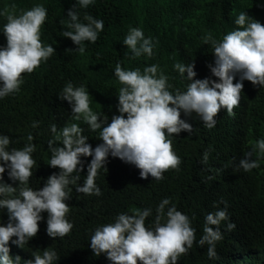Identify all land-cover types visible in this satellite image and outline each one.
Here are the masks:
<instances>
[{
	"label": "trees",
	"instance_id": "1",
	"mask_svg": "<svg viewBox=\"0 0 264 264\" xmlns=\"http://www.w3.org/2000/svg\"><path fill=\"white\" fill-rule=\"evenodd\" d=\"M38 3L48 9L41 40L52 44L56 52L33 72L23 74L19 92L0 98V133L11 138L10 147L22 148L29 143L28 134L34 136L33 156L38 167L33 169L29 180L34 189L43 187L47 177L59 171L58 166L48 164L53 155L48 142L57 134L51 131L52 124L59 132L66 123H79L89 137V144L95 147L102 142L100 130H91L83 117L76 121L69 102L58 97L67 82L86 85L92 95L90 106L106 114L111 122L112 116L119 114L118 94L122 85L114 71L118 61L125 68L141 70L158 64L168 75L172 90L183 91L189 81L174 68L177 61L194 63V79L208 76L219 79L208 66L214 64V54L205 37L210 34L220 40L240 27L234 20L241 11L264 22V0H95L86 9L77 5L76 10L82 20L87 12L103 19L105 26L98 40L86 41V51L80 53L71 38L63 36L69 30L67 11L77 0H0V45L6 44L2 30L7 16L19 15ZM130 27H142L145 36L153 38L152 56L135 57L123 44ZM238 79L239 75L233 82ZM243 85L240 103L233 110L235 114L221 108L212 128L206 127L197 113L185 116L181 112L193 129L190 133L181 130L178 135L173 134V149L181 157L178 168L165 170L162 179L151 174L143 178L134 164L109 155L106 169L99 170L96 177L100 195L78 192L75 185H70L67 215L74 224L71 231L50 237L45 210L37 234L24 248L9 240L10 254L32 259L33 251L42 253L44 248L51 247L59 255L56 264H112L105 253L96 255L90 247L94 229L114 222L119 213L132 214L137 207L152 209L145 221L151 226L158 204L167 197L178 210L188 214L197 241L204 234L205 216L209 212L227 207L229 218L235 223L233 229L227 228L228 220L219 225L223 238L216 242V258H209L207 243L201 246L194 242L176 264H264V156L257 148L252 158L259 160L258 168L245 171L238 166L244 153L251 152L256 142L264 138V86H254L247 79ZM33 121L39 124L33 127ZM56 145H62V140H57ZM205 152H208L206 161ZM81 159L85 166L80 184L92 157ZM7 171L5 182L15 186L18 181H12ZM7 221V210L0 209V223ZM138 264L142 262L138 260Z\"/></svg>",
	"mask_w": 264,
	"mask_h": 264
},
{
	"label": "clouds",
	"instance_id": "2",
	"mask_svg": "<svg viewBox=\"0 0 264 264\" xmlns=\"http://www.w3.org/2000/svg\"><path fill=\"white\" fill-rule=\"evenodd\" d=\"M95 0H77L67 11L70 18L64 37L71 38L80 53L86 51L85 42L95 43L104 29V20L85 12L83 20L77 11L87 8ZM48 16L47 7L38 3L30 9L22 10L19 15L7 16L2 33L6 44L0 45V98L19 92L24 83V73H31L42 62L47 61L56 49L52 44L41 40L42 26ZM240 27L227 32L217 40L210 34L205 42L213 46L214 64H209L211 76L195 78L194 63L177 61L174 68L189 83L186 89L172 90L169 77L158 64L146 66L143 70L125 68L118 61L115 74L121 83L118 94V112L108 122L109 117L90 106L91 93L87 86L75 85L72 81L65 84L58 94L61 100L69 102L74 119L83 117L90 129L100 130L102 142L95 147L89 144L84 128L76 122L66 123L58 132L55 124L51 131L57 133L49 140L53 153L50 163L59 167L58 172L50 174L43 187L34 189L29 185L37 161L33 156L36 144L29 133V143L22 148L10 147L11 138L0 133V209L8 213L7 223H0V264H56L59 255L54 248L46 247L42 253L33 251L32 259L10 254L9 240L21 248L35 236L42 213L47 211V233L50 237L64 236L74 227L68 219L72 188L86 194H101L96 183L99 170L106 169L109 155L119 157L126 163L140 169L139 175L147 178L162 179L169 168H178L181 157L173 149V134L181 130L189 133L193 125L181 117L197 113L205 126L212 128L221 108L234 115V108L240 103L243 81L247 79L254 86H264V22L241 11L234 20ZM123 44L131 49V54L139 57L153 55V38L145 36L142 27H130ZM186 74V75H185ZM239 79L234 83L235 77ZM127 114L126 116L124 114ZM39 121H33V127ZM62 140L57 146L56 141ZM264 156V138L256 142L251 152H245L239 160V167L245 171L258 168L260 162L253 159L256 149ZM91 156L87 164V175L83 183L81 171L85 161L81 157ZM208 152L204 154V160ZM8 177L17 182L15 186L4 180L5 170ZM152 214L150 207L135 208L132 214L122 212L114 222L97 226L90 238V247L96 255L105 253L112 264H176L181 254L192 248L194 242L208 244L209 258H216V242L223 238L219 225L228 220V229L235 223L230 220L227 207L209 212L205 216L204 234L197 241L196 229L188 214L178 210L170 198H163L156 208L155 221L146 225V218ZM215 226V227H213ZM14 237V238H13Z\"/></svg>",
	"mask_w": 264,
	"mask_h": 264
}]
</instances>
